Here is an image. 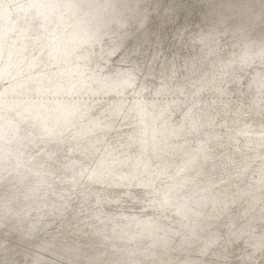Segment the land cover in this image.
<instances>
[{"label": "clouds", "instance_id": "clouds-1", "mask_svg": "<svg viewBox=\"0 0 264 264\" xmlns=\"http://www.w3.org/2000/svg\"><path fill=\"white\" fill-rule=\"evenodd\" d=\"M0 264H264V0H0Z\"/></svg>", "mask_w": 264, "mask_h": 264}]
</instances>
